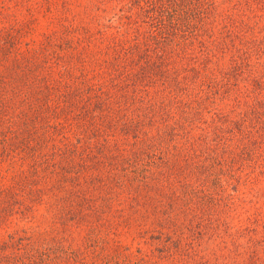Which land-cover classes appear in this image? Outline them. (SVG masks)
<instances>
[{"label": "rangeland", "instance_id": "obj_1", "mask_svg": "<svg viewBox=\"0 0 264 264\" xmlns=\"http://www.w3.org/2000/svg\"><path fill=\"white\" fill-rule=\"evenodd\" d=\"M129 1L0 0V251L19 252L29 241L50 240L46 237L60 228V239L51 240L63 241L67 264H184L189 261L183 259L194 256L191 229L169 225L157 233L159 238L147 231L146 221L156 211L148 198L135 200L129 194L134 187L144 193L141 181L147 177L155 192L156 178L144 164L149 156L138 155L142 149L117 125V130L112 129V108L119 113L116 117L127 111L121 101L109 105L97 101L110 84V76L121 88L128 86L132 91L158 94L165 89L162 79L168 70H151L144 62L145 66L133 68L138 56L140 62L146 61L144 55L132 58L120 48L130 31H155L159 22L150 10L137 14ZM216 1L219 10L233 16L236 31H243L240 36L264 37L262 0ZM200 13L190 10L176 26L172 53L164 54L165 67L176 70L170 72L173 78H188L180 92L187 88L199 100L196 107H202V117L217 120L229 131L242 128L246 132L237 138L239 144H231L230 154L223 149L227 162L220 180L228 185L226 176L234 175L233 187L238 192L256 188L263 193L264 104L258 105L261 110H252L253 119L261 118L257 128L249 123V110L231 99L235 95L229 94L228 82H232H225L218 72H206L209 60L203 45L208 33L201 32V21L195 20ZM113 35L119 37L118 43L113 42ZM132 38L134 42L136 34ZM259 46L264 47V40ZM227 58L219 56L215 63L225 65ZM255 59L263 61L264 54ZM239 70L232 72L236 80ZM92 156L91 163L98 165L86 168L83 162ZM91 171L97 174L94 190L83 180ZM216 192V200L204 211L212 223L220 213L219 219L228 218L231 225L239 213L243 221L253 218L252 208L239 207V213L228 214L225 206L231 188L219 186ZM195 236L202 238L200 232ZM208 243L201 248L213 245ZM60 250L61 246L55 249ZM3 260L0 256V264Z\"/></svg>", "mask_w": 264, "mask_h": 264}, {"label": "trees", "instance_id": "obj_2", "mask_svg": "<svg viewBox=\"0 0 264 264\" xmlns=\"http://www.w3.org/2000/svg\"><path fill=\"white\" fill-rule=\"evenodd\" d=\"M135 1L131 0L128 4L134 6L137 14L143 15L144 11L150 10V16L159 21L158 26L154 28L155 31L150 32L130 31L129 37L126 38L128 41H121L124 44L120 45V48L132 58L139 54L144 55L146 61L143 59L140 62L138 56L135 60L138 64L134 63L133 68L146 63L151 70L168 71L167 75L163 76L166 82L162 79L165 87L163 93L132 91L128 86L121 88L120 84L113 80L114 77L110 76L108 77L111 78L110 84L97 98V101H105L107 105L121 101V106L126 107L127 111H124L121 117H116L119 115L117 109L112 108L111 113L109 111L112 115L111 121L114 120L112 129L117 130L115 128L117 125L125 137L134 142L139 150L142 149L138 155L144 153L149 156L144 164L148 172H151V176L156 178L153 185L155 192H151L152 183L148 185L147 177L141 181L144 182L145 192L134 187L129 196L135 197V200L148 198L147 202L156 212H152L153 216L146 221V227L147 231L156 233L155 236L157 233L161 234L169 225L176 229H191L194 256L189 260L183 259V261H189L184 264H264V192L260 193L256 188L238 192L236 187H233L234 175L226 176L228 185H225L222 179L220 180L223 178L224 164L227 162L224 150L230 154V151H233L231 144H239L237 138L246 132L242 128L229 131V127L217 120L202 117V107H196L199 100L195 99L187 88L180 92L181 86L188 84V78H173L174 74L170 72L176 70L167 69L165 67L167 61L164 58V54L172 53L173 36L175 30L178 31L176 26L181 24L182 17L194 8L196 11L201 10L199 17L195 16V20L201 21V32L206 30L208 33V39L203 45L209 60L206 72L209 75L218 72L224 75L225 82L229 80L232 82V84L228 82V86L231 87L229 94L233 93L235 98H230L249 110L247 114L251 117L249 123L259 128L258 122L261 118L253 119L256 113H252V110H256V107L261 110L258 105L264 104V60L255 59L264 54V47L259 46L264 37L246 39L240 36L243 31H236L234 20L231 21L233 16L219 10L216 0H187L184 3H182L183 0H137L138 3L133 4L132 2ZM4 4L3 2L2 6ZM119 10L123 11L124 8L121 6ZM122 14L119 17H123ZM119 19L122 22V19ZM227 22L231 27H226ZM125 31L126 29L123 30ZM119 34L122 37L120 31ZM135 34L136 39L133 42L131 39ZM230 34L232 36H228ZM113 38V42L118 43L119 37L113 35ZM231 38L233 40L229 44L227 39ZM234 39H237V42ZM157 55L162 57L156 59ZM223 55H228V62L225 65L215 63L217 58ZM237 69H240V75H238L240 80L232 76V72ZM239 83L242 85L238 88ZM113 89H120V91L114 93ZM233 90L239 91L240 96L238 97L239 93L235 94ZM227 123L231 124L229 121ZM97 131L102 132L100 129ZM98 133L96 132L95 135ZM101 147L102 145L97 147V150L100 151ZM93 155L96 154L93 152ZM93 157L84 160L86 168H91L94 164L98 165L91 163ZM83 180L87 183L86 185L91 186V189L98 188L96 173L91 171L90 176H85ZM261 184L264 190V181ZM219 186L221 190L224 188L233 190L229 199L226 200L225 208L228 214L236 211L239 213V207L247 211L248 208H252L253 218L247 217L246 221H243L239 213L233 225L229 223L228 218L220 220L221 213L213 223L207 219L209 213L204 212L205 207L218 196L216 189ZM213 190L215 191L210 195ZM260 199H262L261 203H259ZM152 201H155V205L151 204ZM194 219H197L196 222ZM174 220H180V222L175 225ZM202 221L205 225H202ZM207 223L210 224L208 229L205 228ZM218 225L222 230L217 227ZM60 232L62 230L57 228L55 235L46 237L50 240L29 241L19 252L0 251V256H4L1 264H67L63 255L65 253L66 258H69L65 252L67 247L63 241L61 244L58 243ZM199 232L201 239L195 236ZM57 237L59 239L51 240ZM195 242H197L196 247ZM208 242H212L213 245L206 250L202 249L201 246L205 243L208 245ZM60 246V252L55 251ZM175 247L178 246L175 245Z\"/></svg>", "mask_w": 264, "mask_h": 264}]
</instances>
